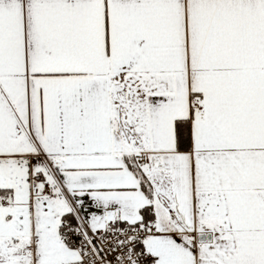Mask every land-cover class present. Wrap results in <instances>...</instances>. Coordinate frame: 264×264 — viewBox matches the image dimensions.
I'll return each mask as SVG.
<instances>
[{"label":"snow or ice","instance_id":"snow-or-ice-1","mask_svg":"<svg viewBox=\"0 0 264 264\" xmlns=\"http://www.w3.org/2000/svg\"><path fill=\"white\" fill-rule=\"evenodd\" d=\"M0 264H264V0H0Z\"/></svg>","mask_w":264,"mask_h":264}]
</instances>
